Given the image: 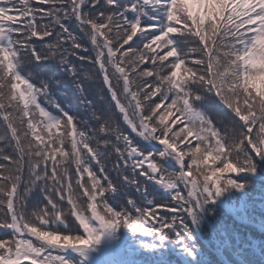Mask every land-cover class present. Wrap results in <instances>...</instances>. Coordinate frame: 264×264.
Segmentation results:
<instances>
[{"label": "snow or ice", "instance_id": "6c2138e0", "mask_svg": "<svg viewBox=\"0 0 264 264\" xmlns=\"http://www.w3.org/2000/svg\"><path fill=\"white\" fill-rule=\"evenodd\" d=\"M0 121V264H85L121 227L208 264L197 234L230 246L218 210L264 180V0H0Z\"/></svg>", "mask_w": 264, "mask_h": 264}, {"label": "trees", "instance_id": "16d2710c", "mask_svg": "<svg viewBox=\"0 0 264 264\" xmlns=\"http://www.w3.org/2000/svg\"><path fill=\"white\" fill-rule=\"evenodd\" d=\"M75 31L77 35H82V33H80L79 28L75 27ZM90 55L92 53H89ZM84 68L85 70H92L95 71V66L85 63L84 64ZM60 79H68L67 77L63 76V74H61L60 77H58ZM101 84V80L99 77L96 78V82L95 84L92 86V96H93V101L94 103H98L99 98L95 97V88L97 86H99ZM70 87L68 88H56L53 89V92L56 94V98L62 103L64 104V100L58 95V92H64L67 94V97L69 100L72 101L73 104L76 103V100L73 96V86L69 85ZM158 99V97H157ZM3 129V125L1 126V129ZM0 147H2V145H0ZM3 162V161H0ZM262 175H264V173H262ZM264 189V180L261 179H254L251 181V186L248 188V196L245 199V211L249 214L252 215L255 219L254 221L262 224L264 226V196H262L263 192L260 190V188ZM236 196V200L233 202L234 204H238V206L240 207L241 205V198L243 196L242 193H235ZM254 197V198H253ZM254 202H256V205L258 206V209L255 208L254 206ZM225 211L226 209H219L218 210V216L217 218L221 221V223L223 224V226L225 227L226 231H227V238L230 241V246L225 247V251L227 253V255L229 256V258L231 260L235 259V255H244L245 257H247V259L250 260V262L252 264H264V260L261 259V257L258 256H254L253 255V250L247 249L243 246V235L245 234L244 231L241 230V228L235 224V223H230V220H228L229 222L226 221L225 218ZM246 213V215H248ZM131 231V230H130ZM217 234L219 239H224L223 237L219 236V230H217ZM238 234V235H237ZM5 235L3 230H0V237H3ZM254 236L259 237L258 232L253 233ZM260 238L262 239V242L264 244V235L260 236ZM214 258V261L217 262V260ZM121 263V260H120ZM122 264H124V261L122 262Z\"/></svg>", "mask_w": 264, "mask_h": 264}]
</instances>
